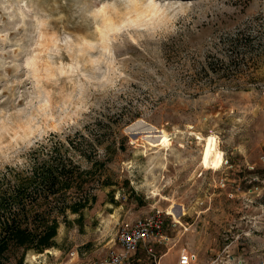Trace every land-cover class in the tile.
Instances as JSON below:
<instances>
[{"label": "rangeland", "instance_id": "374dc122", "mask_svg": "<svg viewBox=\"0 0 264 264\" xmlns=\"http://www.w3.org/2000/svg\"><path fill=\"white\" fill-rule=\"evenodd\" d=\"M69 139L116 141L110 184L23 264H101L152 216L130 264H264V0H0V170Z\"/></svg>", "mask_w": 264, "mask_h": 264}, {"label": "trees", "instance_id": "16d2710c", "mask_svg": "<svg viewBox=\"0 0 264 264\" xmlns=\"http://www.w3.org/2000/svg\"><path fill=\"white\" fill-rule=\"evenodd\" d=\"M115 142L104 146L106 154ZM68 143L61 149L55 145L37 150L26 167L0 170V264H23L28 251L54 246L60 224L71 222L69 214L79 220L96 202V184H110L100 178L108 155L102 158L96 149L86 154L74 140ZM71 152L83 157V163Z\"/></svg>", "mask_w": 264, "mask_h": 264}, {"label": "built area", "instance_id": "2783aa9c", "mask_svg": "<svg viewBox=\"0 0 264 264\" xmlns=\"http://www.w3.org/2000/svg\"><path fill=\"white\" fill-rule=\"evenodd\" d=\"M160 220L152 217H142L132 224H125L119 233L120 250H111L101 264H130L132 254L141 246L152 253L150 245L154 236H159ZM196 254L182 250L175 264H197Z\"/></svg>", "mask_w": 264, "mask_h": 264}, {"label": "bare ground", "instance_id": "6f19581e", "mask_svg": "<svg viewBox=\"0 0 264 264\" xmlns=\"http://www.w3.org/2000/svg\"><path fill=\"white\" fill-rule=\"evenodd\" d=\"M140 124H141L140 121H136L133 124V126H134V128H138V130H140L139 128H142V126ZM145 128L149 129L148 130L149 132L153 131V132H158V133H149L147 135H142L144 139H147L148 141H150L153 144L159 143L160 141L164 142L165 139L161 135V132L158 131L156 128L154 129L152 126H148V127H145ZM177 211H179V210L175 209L174 206H171L170 209H169V212L171 214H173L174 217L177 216V214H176Z\"/></svg>", "mask_w": 264, "mask_h": 264}]
</instances>
